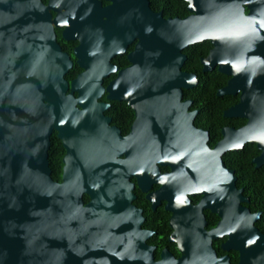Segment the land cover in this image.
Here are the masks:
<instances>
[{
  "label": "water",
  "instance_id": "1",
  "mask_svg": "<svg viewBox=\"0 0 264 264\" xmlns=\"http://www.w3.org/2000/svg\"><path fill=\"white\" fill-rule=\"evenodd\" d=\"M185 1L189 16L166 19L150 0H114L107 7L99 0H52L48 6L0 0V264H213L210 243L189 231L203 225L199 207L174 211L185 253L177 260L142 258L146 246L126 233L134 227L142 235L138 224L130 225L136 210L128 197L134 164L149 142L171 156L218 157L206 169L222 198L221 209L212 210L239 230L235 242L244 260L264 264V234L254 225L259 213L242 206L246 199L233 174L218 167L222 153L242 144L232 145L226 133L209 150L207 134L203 139L186 115L190 101L182 102L183 90L198 84L196 74L182 70L183 50L203 40L213 45L204 71L219 65L221 73L236 75L234 91L246 85L245 66L264 57V0H251L249 15L245 0ZM56 3L66 12L54 19ZM55 23L66 26V39L80 41L75 58L83 72L72 81L66 76L74 61L57 41ZM135 41L131 64L120 70L112 58ZM110 73L117 76L103 87ZM104 92L108 101L126 102L138 121L148 118L149 131L144 123L119 136L104 116L110 106L100 101ZM255 101L243 96L234 109L242 114ZM54 132L65 149L61 182L52 178L49 162Z\"/></svg>",
  "mask_w": 264,
  "mask_h": 264
},
{
  "label": "flooded vegetation",
  "instance_id": "2",
  "mask_svg": "<svg viewBox=\"0 0 264 264\" xmlns=\"http://www.w3.org/2000/svg\"><path fill=\"white\" fill-rule=\"evenodd\" d=\"M51 1L43 0L47 6ZM99 1L102 7H107L112 5L114 0ZM245 1V14L249 15L253 2ZM150 3L152 6V0ZM55 6L58 10L51 9L54 19L59 14L66 12V9L60 8L59 4L56 3ZM152 8L156 12H161L166 19L184 18L190 15L189 13L187 16H182L180 13L174 12L172 4L168 0L160 4V7L152 6ZM54 29L57 41L74 61L72 69L76 64L78 65L79 70H76L72 78L74 80L83 72L75 58V48L80 44V41L68 40L64 37L66 26L55 23ZM206 42L210 43V41ZM136 43L137 41L131 44L125 54L113 57L111 60L113 65H117L120 70L126 69L131 64L128 55L134 50ZM193 45H189L183 50L187 59L188 53L185 50ZM210 45L208 52L199 56L203 66L202 70L204 73L218 72L223 76H209L201 82L196 74L198 84L193 88L183 90L182 102L190 101L185 110L186 115L189 119L193 118V126L200 132L199 135L203 139L205 138L203 132L207 134L205 143L208 149H213L218 142L226 138V133H228L232 145L242 144L238 149H229L222 153L218 167L221 171L233 174L237 189L246 199L241 202L242 206L250 210L251 214L259 213L254 225L264 234V57L259 58V62L253 61L245 66L243 74L246 85L241 89L236 87L237 91H234L231 82L236 75L221 73L219 65H216L212 71H204L203 60L213 48L211 43ZM117 57H126L129 63H118ZM116 76V73H110L103 78V87H106ZM223 89H226L227 92H223ZM212 90L215 95L212 94ZM106 95V92L102 94L101 98L106 100L102 102L109 103L110 106L103 113L109 119V125L118 130L119 136H128L135 125L139 126L144 123V128L149 131L152 122L148 118L138 121L136 112L132 108L115 107L112 109L111 101L106 99ZM243 96L245 98L253 97L256 101L250 102V105L249 103L245 104L244 113L239 114L234 107L240 103ZM260 99H262L261 104ZM257 101H259V107L255 106ZM243 129L242 135L240 131ZM119 158H125V155H120ZM217 158L211 153L171 156L166 147L153 146L151 142H149L145 155L137 157L133 173L130 176L133 188L130 190L131 195L128 200L131 207L136 210V215H133L134 222H131L130 225L138 224L142 235L140 236L137 230L134 231V227H131L126 233L131 234L132 242L136 243L141 240L146 246L148 252L143 251L142 258L147 259L148 257L154 263L160 261L168 263L170 259L177 260L185 254L179 236L175 234L172 218L175 210L191 206L199 207L202 210L204 222L202 226H199L201 223L198 222L197 227L189 231L194 234L195 238H199V241L210 243L214 251L213 264H250L246 258L244 260L240 245L236 243V235L239 230L229 226L227 220H223L219 213L212 210L213 207L219 209L222 206L220 203L222 198L215 196L212 186L214 179L208 176L210 173L206 169L209 166L214 167ZM61 181L62 176L58 182ZM254 194H259L263 198H253ZM86 196L88 201L85 200ZM83 197L85 204H88L89 196L84 195ZM135 239L137 241H133Z\"/></svg>",
  "mask_w": 264,
  "mask_h": 264
},
{
  "label": "trees",
  "instance_id": "3",
  "mask_svg": "<svg viewBox=\"0 0 264 264\" xmlns=\"http://www.w3.org/2000/svg\"><path fill=\"white\" fill-rule=\"evenodd\" d=\"M164 1L165 0H160V3H158V0H152V6L154 8L158 6L160 7V4H163ZM168 1L171 2L174 12L180 13L182 16L189 15V12L187 10L188 3L185 0H168ZM210 46L211 45L209 42L203 41L193 46H190L188 49L185 50L188 53V59L183 66V70L197 74L201 82L204 81V78L209 77V76H223L222 74L218 72L204 73L202 70L203 66L200 62L199 56L206 54ZM116 61L122 64L129 63L126 57H117ZM76 70H79L77 64L75 65L74 69H72L69 72V74L66 76V78L69 81L72 80V78L74 77ZM212 94L215 95L214 90H212ZM100 101H106V100L102 97ZM115 107L130 108L126 102L111 101V108L115 109ZM64 155H65V149L62 145V142L60 139H58L57 133L54 132L51 136V148L49 151V162H50V167L52 169V178L56 181L61 180ZM253 198L262 199L263 196L259 194H254ZM85 200L88 201L87 196L85 197Z\"/></svg>",
  "mask_w": 264,
  "mask_h": 264
}]
</instances>
